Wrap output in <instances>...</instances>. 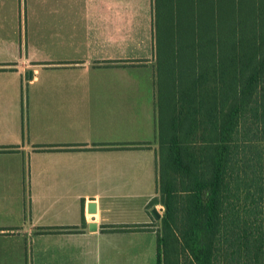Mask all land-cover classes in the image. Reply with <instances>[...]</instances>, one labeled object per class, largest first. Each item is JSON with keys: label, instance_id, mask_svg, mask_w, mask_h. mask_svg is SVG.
<instances>
[{"label": "crops", "instance_id": "crops-1", "mask_svg": "<svg viewBox=\"0 0 264 264\" xmlns=\"http://www.w3.org/2000/svg\"><path fill=\"white\" fill-rule=\"evenodd\" d=\"M155 52V0H0V264H158Z\"/></svg>", "mask_w": 264, "mask_h": 264}, {"label": "trees", "instance_id": "trees-1", "mask_svg": "<svg viewBox=\"0 0 264 264\" xmlns=\"http://www.w3.org/2000/svg\"><path fill=\"white\" fill-rule=\"evenodd\" d=\"M155 41L158 264H264V0H155Z\"/></svg>", "mask_w": 264, "mask_h": 264}, {"label": "water", "instance_id": "water-1", "mask_svg": "<svg viewBox=\"0 0 264 264\" xmlns=\"http://www.w3.org/2000/svg\"><path fill=\"white\" fill-rule=\"evenodd\" d=\"M87 211H88L89 213L95 214V213L97 212L96 203H95V202H90V203L88 204V209H87ZM152 213H153V215H154L155 218H157V219L160 218V213H159V211H158V209H157L156 207H154V208L152 209ZM94 224H95V223H90V224H89V227H90L91 230H93V229L96 228V226H95Z\"/></svg>", "mask_w": 264, "mask_h": 264}]
</instances>
